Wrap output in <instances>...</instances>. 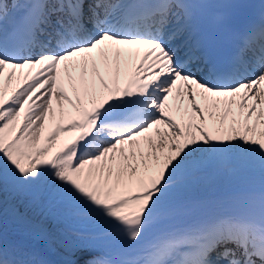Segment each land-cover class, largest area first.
<instances>
[{
	"label": "snow or ice",
	"instance_id": "6c2138e0",
	"mask_svg": "<svg viewBox=\"0 0 264 264\" xmlns=\"http://www.w3.org/2000/svg\"><path fill=\"white\" fill-rule=\"evenodd\" d=\"M206 173L251 183L189 201ZM9 212L0 264H264V0H0Z\"/></svg>",
	"mask_w": 264,
	"mask_h": 264
},
{
	"label": "bare ground",
	"instance_id": "6f19581e",
	"mask_svg": "<svg viewBox=\"0 0 264 264\" xmlns=\"http://www.w3.org/2000/svg\"><path fill=\"white\" fill-rule=\"evenodd\" d=\"M18 86V81L16 78L13 79L11 86L9 87V92L16 88ZM199 102V101H198ZM186 107V106H185ZM184 108L181 107L180 112H176V115H173L174 119H177L179 121L181 118H184L185 120L187 117L185 116L184 112H182ZM238 109H236L237 111ZM182 114V115H181ZM51 130V128H49ZM76 133H68L65 137H62V139H68L72 136H75ZM205 177V176H204ZM246 180H248L247 177H245ZM233 180L239 181L238 177H225V176H215L212 173H210L209 178L204 179L192 192L189 193V195H195V193H201L203 194L206 190L215 189L216 191L222 192L224 190L225 185H233ZM228 190V188L226 189ZM12 204H15L16 208L18 209L19 213L21 215H27L29 219H32V213L31 211H28L25 213V208L22 204H20L18 201H11ZM212 205V204H211ZM3 227L4 231L8 235L9 239H21V225L16 221V219L13 217V215L9 212L4 218L3 223L0 225ZM44 227L49 232H55L58 225L51 219L46 220L44 222ZM30 244L36 248L37 251L41 253V255L50 261L56 262L61 261L64 259H71V257L64 248H62L58 243L52 242L49 244L46 241H30ZM83 258V257H81Z\"/></svg>",
	"mask_w": 264,
	"mask_h": 264
}]
</instances>
